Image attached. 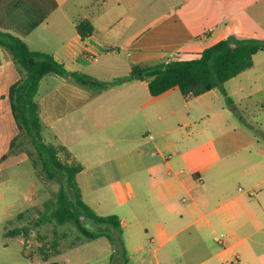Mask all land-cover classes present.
Returning a JSON list of instances; mask_svg holds the SVG:
<instances>
[{"label":"crops","instance_id":"1","mask_svg":"<svg viewBox=\"0 0 264 264\" xmlns=\"http://www.w3.org/2000/svg\"><path fill=\"white\" fill-rule=\"evenodd\" d=\"M146 1L142 12L141 0H0V30L101 81L129 75L134 64L198 56L229 38L264 41V0ZM84 20L95 28L85 38L77 31ZM263 52L223 89L196 97L178 88L152 96L143 80L101 91L55 75L41 81L45 138L83 164L84 202L121 219L128 264H177L193 241L201 245L195 264H234L231 254L239 264H263ZM19 78L0 51V176L28 162L24 152L9 153L19 133L9 92Z\"/></svg>","mask_w":264,"mask_h":264},{"label":"trees","instance_id":"2","mask_svg":"<svg viewBox=\"0 0 264 264\" xmlns=\"http://www.w3.org/2000/svg\"><path fill=\"white\" fill-rule=\"evenodd\" d=\"M93 24L84 20L77 25V31L83 38L94 33ZM230 43L239 46L232 49ZM0 46L9 52L20 78L9 92L12 113L19 133L13 139L9 153H20L16 148L21 143V136L28 138L34 147L38 162L49 180H56L60 184V191L55 199L45 204V210L35 209L38 217L34 223L25 225L18 230H10L4 234L5 238L22 237L24 248L29 245L33 236L32 229L39 228L45 222H55L58 225L74 223L82 233L83 241H93L101 237L107 238L113 248V255L109 264H115L119 259L121 264H128L129 257L122 238V221L117 215H98L83 200V193L78 182V175L84 166L68 149L61 144L48 142L45 138L47 127L41 118V108L37 99L41 81L51 75L59 76L77 86L91 91H101L113 85L127 81L143 80L148 82L152 96L178 88L185 97H196L213 89H223L230 79L251 68L253 57L264 50V41L258 39L236 40L229 38L221 40L206 48L196 58L190 60L162 61L150 65L134 64L129 75L112 81H101L83 72H70L52 55L31 50L19 37L0 30ZM229 105L232 101L228 99ZM264 135V133H263ZM29 209L18 214L19 220L30 219ZM85 216L86 224L93 223L97 231H91L82 225L80 217ZM50 248L43 249L38 257L22 251V256L30 261L40 260L48 263L47 253L51 248H58V241H52Z\"/></svg>","mask_w":264,"mask_h":264},{"label":"rangeland","instance_id":"3","mask_svg":"<svg viewBox=\"0 0 264 264\" xmlns=\"http://www.w3.org/2000/svg\"><path fill=\"white\" fill-rule=\"evenodd\" d=\"M141 4L144 5L142 9L143 12L145 11L144 9H147L148 2L146 0H141ZM99 5H101L100 1L93 10H97ZM148 20V18H140L138 21L143 23ZM0 51L4 55H10L9 52L1 46ZM196 57L197 56L186 55L181 57L180 60H190ZM20 141L21 143L16 148V151L26 153L28 162L13 167L0 176V209L2 208V210H0V264H42L39 259L29 261L22 258L21 251L23 250V245L20 242L21 237L6 241L4 236V234L10 230H18L19 228L30 225L32 222L34 223L35 219L38 217L35 209L44 211L45 204L49 200L55 199L60 191V184L56 180H49L43 172L41 165H35L38 162L37 154L28 138L23 135ZM27 208L29 209V214H27V216L30 217V219L22 222L17 215L7 222L4 221L5 219L1 220V216H3L1 214L4 212L18 214ZM85 225L88 230L97 231V226L93 223ZM29 229L34 231L33 236H31L28 242L29 246L24 248L27 254H34L38 257V254H41L43 249L51 247L50 243L52 241H58V248H51V251L47 253V258H49L48 263H54L57 260L62 261L66 256L68 260L67 264H108L112 259L110 251L111 249L113 251V248L104 237L96 241H87L85 245L75 248L74 246L82 242L84 237L74 223L58 225L55 222H45L39 228L29 226ZM252 240L257 241L258 238L255 237ZM6 243L7 246H5ZM247 243L252 244V242ZM200 247L201 245L198 241L184 242L181 248L187 250V253L184 257L177 259V264H195L196 260L201 258V254H197ZM227 260L229 262H234V264H239L235 261L236 258L233 254H231ZM262 262L264 264V231ZM115 264H121L120 260L116 259ZM130 264H138V262L137 260H133Z\"/></svg>","mask_w":264,"mask_h":264},{"label":"water","instance_id":"4","mask_svg":"<svg viewBox=\"0 0 264 264\" xmlns=\"http://www.w3.org/2000/svg\"><path fill=\"white\" fill-rule=\"evenodd\" d=\"M230 46H231L232 49H236V48H238L239 45L237 43H230ZM80 221H81L82 225H85L86 224L85 216H81L80 217Z\"/></svg>","mask_w":264,"mask_h":264}]
</instances>
